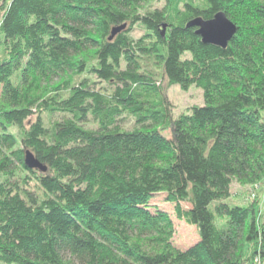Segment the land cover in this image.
Instances as JSON below:
<instances>
[{
    "label": "trees",
    "instance_id": "1",
    "mask_svg": "<svg viewBox=\"0 0 264 264\" xmlns=\"http://www.w3.org/2000/svg\"><path fill=\"white\" fill-rule=\"evenodd\" d=\"M152 1L0 0V264L264 258V211L226 201L264 182V0ZM219 11L225 48L186 26ZM173 84L203 104L174 116ZM157 194L195 226L185 249Z\"/></svg>",
    "mask_w": 264,
    "mask_h": 264
},
{
    "label": "rangeland",
    "instance_id": "2",
    "mask_svg": "<svg viewBox=\"0 0 264 264\" xmlns=\"http://www.w3.org/2000/svg\"><path fill=\"white\" fill-rule=\"evenodd\" d=\"M199 1V0H196ZM149 7H161L163 5V0H155L150 3ZM140 30L135 28L132 32V35L137 37L140 34ZM163 93L171 106V112L175 116L180 111H186L187 107L193 104L202 105L203 104V97H202V90L201 88L191 85L187 90L181 89L178 85H170L165 86L163 88ZM85 127L95 128L96 122L92 119H89L88 122L85 123ZM120 126L124 129H132L137 127L133 122V119L129 116H126L121 122ZM164 134L170 138L169 130H165ZM251 185H242L237 182H233L230 186L231 194L226 201L230 204H237V205H246V204H254L258 205L262 211L263 208V200H264V182L254 183L253 187ZM152 203H155L161 208L167 210L170 215L171 219L174 224V233L172 237V242L175 247L179 249H185L192 243H194L198 236L195 229V226L185 223L183 220H179L175 217L173 212V205L167 203L163 200L162 194H157L152 198ZM183 207H186L188 204L185 202L181 203ZM256 258V257H255ZM255 258L252 259V264H258L255 261ZM259 262L264 264V258L259 257Z\"/></svg>",
    "mask_w": 264,
    "mask_h": 264
},
{
    "label": "water",
    "instance_id": "3",
    "mask_svg": "<svg viewBox=\"0 0 264 264\" xmlns=\"http://www.w3.org/2000/svg\"><path fill=\"white\" fill-rule=\"evenodd\" d=\"M187 27H195V33L200 37L204 44H211L220 48H225L229 40L236 31L235 24L230 21L224 12L219 11L210 19H203L201 17H194L186 24ZM125 27V23L113 26L110 30L109 40L119 31ZM24 164L28 168H35L42 172L46 170L30 152H24Z\"/></svg>",
    "mask_w": 264,
    "mask_h": 264
},
{
    "label": "built area",
    "instance_id": "4",
    "mask_svg": "<svg viewBox=\"0 0 264 264\" xmlns=\"http://www.w3.org/2000/svg\"><path fill=\"white\" fill-rule=\"evenodd\" d=\"M259 256H256V258H255V261L258 263V264H261L260 262H259Z\"/></svg>",
    "mask_w": 264,
    "mask_h": 264
}]
</instances>
